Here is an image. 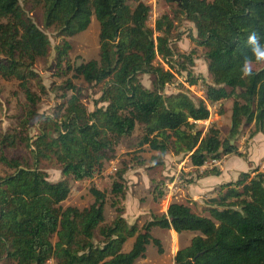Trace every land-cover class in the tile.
<instances>
[{
	"label": "trees",
	"instance_id": "1",
	"mask_svg": "<svg viewBox=\"0 0 264 264\" xmlns=\"http://www.w3.org/2000/svg\"><path fill=\"white\" fill-rule=\"evenodd\" d=\"M22 1L40 8L45 27L63 38L56 59L59 65L66 61V73L100 87L93 112L68 80L54 113H39L42 98L34 84L42 92L44 88L35 65L48 57L51 44L22 9ZM130 1L0 0V79L18 83L24 95L17 125L6 132L0 129V165L10 171L0 178V264H136L150 244L162 253L160 241L151 234L155 228L198 234L177 252L174 264H264L261 167L222 185L218 197L205 202L202 214L173 203L166 215L142 227L128 224L121 212L107 225V196L96 188L90 190L94 203L89 208L63 209L71 193L68 181L51 182L40 168L43 161L52 162L65 177L91 180L114 159L120 142L140 127V151L147 147L162 156L183 155L200 169L224 156L244 157L231 144L242 127L255 125L251 137L264 133V66L250 76L241 73L242 63L253 55L248 36L254 32L264 45V0H169L175 16L195 26L192 41L206 50L212 83L205 86V100L182 91L165 93L182 72H188L190 86L198 84L186 66H193V59L172 46L173 18L164 15L153 29L148 26L151 7L141 1L132 7ZM93 18L100 26L99 60L71 66L67 38L87 31ZM158 57L169 70L156 64ZM143 76L151 77V88L143 85ZM224 100H233L232 127L225 140L218 128L204 133L197 124L210 119L208 105ZM33 128L35 136L30 134ZM20 148L29 151V159L13 155ZM210 175L220 172L213 168L200 176ZM112 193L123 196L122 184L115 182ZM163 197L160 192L158 198ZM132 239L131 250L125 252Z\"/></svg>",
	"mask_w": 264,
	"mask_h": 264
},
{
	"label": "rangeland",
	"instance_id": "2",
	"mask_svg": "<svg viewBox=\"0 0 264 264\" xmlns=\"http://www.w3.org/2000/svg\"><path fill=\"white\" fill-rule=\"evenodd\" d=\"M139 1L151 7L149 27L154 29L156 22L164 15H169L174 19V30L171 34L172 46L176 53L190 56L194 62L193 66L188 63L186 66L192 76L198 79V84L190 86L188 72H182L181 75H176L173 84L166 86L165 93L170 95L182 91L189 93L194 99L205 100V86L212 83V78L208 71V62L205 57L206 50L192 41V37L196 38L197 36L195 26L186 20L177 18L174 14L175 7L171 5L169 0H132L130 5L134 7ZM207 1L214 2V0ZM21 7L29 13L33 22L48 36L51 44L48 57L38 59L35 65V71L40 77L41 86L44 88V92H42L34 84L35 90L41 94L42 98L39 113L43 115L54 113L55 109L63 102L61 87L68 80H71L81 90L83 103L89 112H93L96 109L95 103L101 97L100 87L90 85L83 79H73V73H66V61L59 65L56 59V48L63 43V38L58 37L55 30L45 27L43 13L40 8L25 1L21 2ZM99 34V23L93 18L87 31L75 37L67 38L71 45L69 51L71 66H78L91 60H99ZM174 60H176L177 65L179 58L176 56ZM183 61L182 58L180 62ZM156 64L163 66L165 70H169L168 65L160 57L157 58ZM263 66L264 62L252 64V68L255 70H259ZM177 69H174V71ZM151 80L150 76L142 77V83L146 88H151ZM23 103L24 95L18 83L0 79V129L2 131L6 132L17 125L16 116L21 112ZM101 106H104V104L99 105V107ZM208 106L211 113L209 121L207 120L209 125L220 130L223 140L229 138L230 119L226 114L221 117L219 115L224 108L215 107V105ZM208 123L207 125L198 124V128L206 133ZM247 127L249 126L242 127L241 131L243 133L249 131V135H251L254 128H251L252 126ZM30 134L35 136L37 131L33 128ZM141 135L142 129L137 127L131 139H123L116 148L114 159L106 163L104 169L91 180L74 181L70 176L65 177L57 164L43 161L40 168L47 173L49 181L67 180L71 187V193L68 199L62 203V208L73 207L80 210L89 208L94 203V197L90 190L96 188L101 192H105L107 196L105 205L107 225L112 224L121 212L128 224L142 227L151 221L153 217L166 215L173 203L187 205L195 213L202 214L209 196H205L198 202H192L190 201L192 199L188 200V197L185 196L186 193L181 191L183 184L198 178L199 171L192 166L190 159L183 155L175 156L171 152L162 156L159 152L151 151L147 147L140 151L138 143ZM13 155L30 158L29 151L24 148L15 150ZM206 166L211 167L208 163ZM123 171H125L124 179L120 180L119 174ZM9 173L10 171L6 167L0 165V178ZM115 182L122 184L124 188L123 196L115 197L112 193ZM160 192L164 194L163 198H158ZM170 197H172L171 200ZM204 215H207V213H204ZM173 231L160 228L153 229L151 234L160 241L162 253H159L156 246L150 244L147 247L145 258L139 259L136 264H174L177 252L189 246L191 240L198 235L192 232H185L180 235L175 232L174 235ZM55 242L56 238L54 239ZM133 242L132 239L124 246L125 252L131 250ZM48 264H55V261L51 260Z\"/></svg>",
	"mask_w": 264,
	"mask_h": 264
},
{
	"label": "crops",
	"instance_id": "3",
	"mask_svg": "<svg viewBox=\"0 0 264 264\" xmlns=\"http://www.w3.org/2000/svg\"><path fill=\"white\" fill-rule=\"evenodd\" d=\"M214 105L215 107L216 106L220 108L223 107L224 110H221L219 113L220 117L225 116L226 114V116L229 117L231 122L233 100H224ZM208 121H201L198 122L197 124L207 125ZM210 126L211 125H209L208 128ZM250 126H252L251 128H254L253 131L255 132V125L252 124ZM232 142L233 145L234 144L237 145L239 152L243 154L244 157L238 155H228V156H224L221 160H217L218 161L217 164H213V161H210L208 164L211 167L205 165L204 167L200 168V170H198V168H195L197 171H199L198 178L195 179L194 181L190 180L181 186V191L186 193L185 196L188 197V200L192 199L190 201L198 202L205 196H209L207 199L218 197L219 188L222 185L231 182H236L242 173H247L260 167L262 171H264V133L263 132H258L252 137L249 135V131H246L244 133L242 132L241 135L237 138V141H232ZM213 168H217L219 170L220 172L219 176H213V175L206 177L200 176L203 172L207 170H212ZM172 184L174 185V183ZM171 198L172 197H170L169 199L171 200Z\"/></svg>",
	"mask_w": 264,
	"mask_h": 264
},
{
	"label": "clouds",
	"instance_id": "4",
	"mask_svg": "<svg viewBox=\"0 0 264 264\" xmlns=\"http://www.w3.org/2000/svg\"><path fill=\"white\" fill-rule=\"evenodd\" d=\"M247 43L252 51V59H245V61L241 65V73L243 76L252 75L253 68L252 64L264 62V45H262L256 34L253 32L247 38Z\"/></svg>",
	"mask_w": 264,
	"mask_h": 264
},
{
	"label": "built area",
	"instance_id": "5",
	"mask_svg": "<svg viewBox=\"0 0 264 264\" xmlns=\"http://www.w3.org/2000/svg\"><path fill=\"white\" fill-rule=\"evenodd\" d=\"M218 163V161L217 160H213V164H217Z\"/></svg>",
	"mask_w": 264,
	"mask_h": 264
},
{
	"label": "bare ground",
	"instance_id": "6",
	"mask_svg": "<svg viewBox=\"0 0 264 264\" xmlns=\"http://www.w3.org/2000/svg\"><path fill=\"white\" fill-rule=\"evenodd\" d=\"M174 235L176 234L174 231H173Z\"/></svg>",
	"mask_w": 264,
	"mask_h": 264
},
{
	"label": "water",
	"instance_id": "7",
	"mask_svg": "<svg viewBox=\"0 0 264 264\" xmlns=\"http://www.w3.org/2000/svg\"><path fill=\"white\" fill-rule=\"evenodd\" d=\"M232 145H233V142H232Z\"/></svg>",
	"mask_w": 264,
	"mask_h": 264
}]
</instances>
